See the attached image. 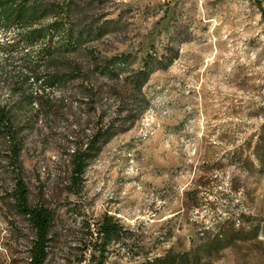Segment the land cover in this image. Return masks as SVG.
Masks as SVG:
<instances>
[{"label": "rangeland", "instance_id": "rangeland-1", "mask_svg": "<svg viewBox=\"0 0 264 264\" xmlns=\"http://www.w3.org/2000/svg\"><path fill=\"white\" fill-rule=\"evenodd\" d=\"M95 8L120 17L94 44L97 52L128 51L139 61L152 47L173 60L151 74L140 119L103 146L77 189L69 153L89 133V106L78 95L60 102L68 93L47 88L56 102L24 117L20 161L30 201L55 215L45 264H85L103 241L91 232L104 213L120 225L106 264L168 252H196L200 260L186 264H264V18L257 1L106 0ZM8 154L0 139V264H27L31 231L11 205Z\"/></svg>", "mask_w": 264, "mask_h": 264}, {"label": "trees", "instance_id": "trees-1", "mask_svg": "<svg viewBox=\"0 0 264 264\" xmlns=\"http://www.w3.org/2000/svg\"><path fill=\"white\" fill-rule=\"evenodd\" d=\"M105 1L0 0V31L8 34L0 38V139L9 150L8 159L15 171L11 205L31 231L27 264H45L55 215L44 203L30 201L20 161L27 127L24 117L39 114L56 102L47 88L68 93L60 102L78 95L89 106L85 120L89 133L76 141L69 153L70 181L77 189L103 146L140 119L145 104L143 90L151 74L167 68L173 60L167 51L158 53L152 47L139 61L128 51L97 52L94 44L120 25L119 16L107 17L95 8ZM256 1L264 18L261 0ZM18 48L22 50L16 52ZM77 81L80 85L70 90ZM119 232L113 216L101 215L91 235L95 233L103 241L80 263L106 264V247ZM197 257L196 252L180 256L168 252L145 256L139 264H186L198 262Z\"/></svg>", "mask_w": 264, "mask_h": 264}]
</instances>
